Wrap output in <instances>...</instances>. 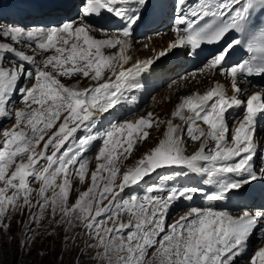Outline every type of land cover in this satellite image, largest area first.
<instances>
[{"label": "snow or ice", "instance_id": "obj_1", "mask_svg": "<svg viewBox=\"0 0 264 264\" xmlns=\"http://www.w3.org/2000/svg\"><path fill=\"white\" fill-rule=\"evenodd\" d=\"M33 3L55 10L60 0ZM152 7V0H80L75 19L49 26L0 27V117L10 115L8 105L16 93L25 105L15 111V125L2 133L0 231L11 228L16 213L37 207L42 218L50 210L53 219L59 215L56 223L69 229L82 227L91 241L86 247L99 249V264H234L246 253L253 233L264 232V205L259 210L244 208L238 215L215 206L191 207L167 223L169 209L181 198L191 201L202 196L221 202L264 178V169L261 177L253 169L255 126L258 115H264V89L241 99L243 90L237 83L241 77L264 76V0H174L175 38L157 56L125 67L133 60L132 32ZM105 14L122 22L118 32L109 34L86 23ZM97 31L107 38H95L92 33ZM229 36L230 42L200 71L216 70L231 77L234 94L228 95L217 82L203 93L184 97L173 116L183 120L186 128L167 121L164 138L135 167L120 173L118 162L134 149V134L148 138L144 129L155 123L152 113L135 122L113 124L102 137L88 134L75 141L77 131L90 132L121 102L127 89L138 87L137 78L157 59L177 49L199 55L204 44L220 43ZM237 48L250 55L229 65L227 59ZM105 49L115 51L106 55ZM37 57H42L39 65L28 67L36 65ZM73 75L90 78L95 86L76 89L61 82L60 77ZM25 80H33L32 86L20 87ZM238 107L245 110L243 118L234 119L230 129L226 114ZM185 135L200 142L191 154ZM98 138L103 144L96 169L89 173L90 161L82 154ZM166 168L206 176V183L214 188L149 187L143 196H122L126 188ZM73 177L90 184L70 204ZM33 182H39L38 190L31 186ZM156 191L160 194H151ZM29 219L28 233L38 217L33 213ZM23 245L27 249L28 241ZM249 264H264V247L251 254Z\"/></svg>", "mask_w": 264, "mask_h": 264}, {"label": "rangeland", "instance_id": "obj_2", "mask_svg": "<svg viewBox=\"0 0 264 264\" xmlns=\"http://www.w3.org/2000/svg\"><path fill=\"white\" fill-rule=\"evenodd\" d=\"M145 42V41H144ZM147 44V45H146ZM137 45V44H136ZM134 44L131 47L136 46ZM143 45V44H142ZM149 43L145 42V47H148ZM142 49L138 50L139 52L144 51L143 46ZM146 50V49H145ZM198 73V72H197ZM187 73H181L178 76H175L172 80L162 85L157 89L152 95L148 97V100L138 109V111L132 115L133 119H126V121H135L134 119H139L141 117L148 118V114L152 113V119L155 121L151 128H145L144 130L149 132V136L147 139L139 137L137 134H134V149L131 151L130 155L124 154L121 155L118 167L120 169V173H123L129 168H133L137 165L139 159L143 157V155L149 152L154 146H156L161 139L164 138L167 126L166 122L172 121V109L171 107L176 103H179L181 100V92L193 90L198 85L197 83L193 86H180L177 85L174 90L175 97L171 99L169 96L165 97L167 91L172 89V85L175 81L180 80L185 77ZM219 74L216 73V77ZM200 80H214V77L211 76L208 80L202 76H200ZM218 78V77H217ZM66 84L69 87L76 89H84L89 87L92 84H95L90 78H85L82 75H73L71 78H66ZM169 87H171L169 89ZM174 87V86H173ZM166 91V92H165ZM24 103L17 105L15 108L22 109L24 108ZM175 121L173 124L180 125L181 128L183 126V120L179 117H173ZM15 117L10 121L7 130L11 129L13 125H15ZM127 133L125 132L124 138L126 139ZM47 139V137H46ZM185 137V141H187ZM191 141V140H190ZM187 143V151L188 154L196 151L199 148V141H191ZM102 145L99 146V148ZM42 147V144H41ZM99 148L94 152L92 158L89 163V173L96 169L98 161L96 160V156L98 154ZM118 151H122L118 149ZM102 162V161H101ZM103 175H107V173H103ZM119 182V177L118 181ZM73 191L71 192L69 203H74L77 199L78 195L85 191L90 184V180L85 182H80L77 178L73 177L72 180ZM31 186L34 189L39 188V182H33ZM49 195L51 193L49 192ZM34 202H35V193ZM125 198L127 196H124ZM106 203V201H105ZM39 208L33 207L30 211L26 210L23 214L16 213L11 219V228L7 232L0 231V246L3 241L8 240L10 235H21L20 241V249L19 251L27 252L30 255H36L38 257L39 264L45 263L50 260L48 264H99V260L97 258V252L99 249H89L86 247L87 244L91 243L86 234H84L81 226H76L69 229L67 224H58L55 221L59 220V215L53 219L50 215V210L46 211L42 218H39ZM36 214L38 219L35 225L32 227V231L28 233V226L31 224V220L29 219L30 214ZM126 218V217H125ZM176 220L174 217H170L168 223ZM27 233V235H26ZM65 237H69L70 239L65 240ZM28 241V248L25 249L23 242ZM31 261V260H30ZM0 264H5L1 262ZM11 264V262H9Z\"/></svg>", "mask_w": 264, "mask_h": 264}, {"label": "bare ground", "instance_id": "obj_3", "mask_svg": "<svg viewBox=\"0 0 264 264\" xmlns=\"http://www.w3.org/2000/svg\"><path fill=\"white\" fill-rule=\"evenodd\" d=\"M172 37H173L172 34H167V35H164V36H157V37L149 36L147 41H146L147 43H149V46L145 47L144 51H142V52L138 51V50L142 49L141 48L142 43H139L136 46L131 47V49L129 51V54L133 57V60L130 61L129 65H126L125 67L131 66V64L134 63L136 60L152 58V56L156 52L164 50L167 47L168 41L172 40ZM131 45H132V43H131ZM113 51H115V50L114 49L107 50V51H105V54L106 55L107 54H111ZM171 71H173V69H171ZM197 72H198V70H197ZM197 72H195L194 70L189 71V72H183V73H187L185 75V77L180 79V80L175 81V83L172 85V89H170L171 87H169L170 90L167 91L168 95H165V97L169 96L171 99H173L175 97L174 90L178 91V89H176L177 85H179V88H180L181 85H183L184 87H186V86L189 87V86L195 85L196 83L198 84L196 86V88H194L193 90H188V91H185V92L182 91L181 94H180L181 95V100L188 94H193L194 92L203 93V92L207 91L209 86L212 84L213 80H210V81L200 80V78H201L200 76H203L204 74H207L205 78L208 80L209 78H211L210 73H206L205 71L204 72H200V73H197ZM108 75H110V73ZM217 77H218V79H220V75H218ZM180 103H177V104L175 103L171 107V109H172V111H171L172 112V123L175 121V119L173 118L174 117L173 113L176 111L177 106ZM131 116L128 117V118H130L132 120L133 117H131ZM134 120H137V118L134 119ZM186 142H191V141L187 140ZM260 247H264V239L260 242L259 246L255 250H258V248H260Z\"/></svg>", "mask_w": 264, "mask_h": 264}, {"label": "trees", "instance_id": "obj_4", "mask_svg": "<svg viewBox=\"0 0 264 264\" xmlns=\"http://www.w3.org/2000/svg\"><path fill=\"white\" fill-rule=\"evenodd\" d=\"M21 241V235L14 234L9 236V241H3L0 246V263L5 264H39L38 257L36 255H28L27 252L19 251ZM31 260V261H30ZM50 260L42 264H48ZM51 264V263H50Z\"/></svg>", "mask_w": 264, "mask_h": 264}]
</instances>
